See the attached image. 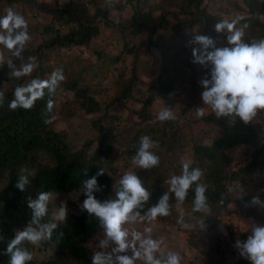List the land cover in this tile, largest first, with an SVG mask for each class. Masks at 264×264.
Segmentation results:
<instances>
[{
  "label": "rangeland",
  "instance_id": "1",
  "mask_svg": "<svg viewBox=\"0 0 264 264\" xmlns=\"http://www.w3.org/2000/svg\"><path fill=\"white\" fill-rule=\"evenodd\" d=\"M65 0H17L7 3L0 0V17L6 14L7 9L11 8L16 13L22 15L27 23L31 35L30 42L26 45L23 52V60L14 61L16 68L27 63L29 57H36L38 68L30 76L13 78L9 75L11 69L5 65L1 70H5L9 79L1 82V90L6 95L14 96V90L17 86L28 83L33 78L47 79L56 69H63L66 79L78 78L77 83L87 87V94H92L99 104V109L95 112H86L78 105L75 106V112L71 115H65V105L72 103L75 99V93L72 89L66 88L61 82L56 92L51 96L54 101L52 115L55 117L52 123L53 130L62 132L65 140L73 151L83 150L86 157H90L98 148V129L93 122L100 118L104 113L113 116L111 122L112 131L115 136L109 139L111 150L107 159L100 164L101 168L116 180L125 172L135 171L132 159L127 156L125 151L129 140L130 126H142L152 124L161 128L163 122L157 120L158 113L165 107H169L174 113L178 122L190 119L198 120V123H192V133L196 134L202 144H209L215 136L216 125L213 122H207L197 118L195 111L201 106L205 109V115L212 113L211 109L203 105L201 93L204 90L200 80L209 71L198 63H193L192 49L198 45L190 44L189 41L197 34H205L200 30L202 25L199 21L191 20L195 8L192 5L188 7L183 0H145L139 2L141 12H148L152 18L162 17L167 22V27L156 28L149 34L148 25L142 28L138 33H132L130 27H125L136 1L127 3L124 0H113L109 5L106 0H82L87 3L92 12L93 1L100 7H106L108 14L106 23L101 19L98 25V34L93 37L89 47L82 46H38L42 44L50 35L44 31L43 27L50 24L52 30L57 29L59 34L65 33L73 24L53 20L49 13L41 11L33 4H46L49 7L60 5ZM264 5V0H256ZM33 2V4H32ZM117 5V6H116ZM31 6H33L31 8ZM199 7L204 12L217 16L220 20H231L236 17H248V7L244 0H200ZM260 20L264 21V14L260 15ZM245 24L240 21V25ZM248 25V24H247ZM249 31V25L245 29V35ZM148 36L151 42H148ZM223 40L225 38L223 37ZM126 44V45H124ZM216 41V46H219ZM131 46L132 48L129 49ZM4 51L6 58L11 54ZM95 50L101 53V58L97 57ZM211 50V49H210ZM36 51L37 54L32 53ZM56 57L64 62V66L54 64ZM116 57L115 62L109 61V58ZM79 58L81 63L91 62L94 66H100L103 62H109L99 67L96 74L84 73L86 66L83 64L68 63L70 60ZM105 59L106 61H101ZM163 66V67H161ZM87 70V69H86ZM84 71V72H83ZM42 73V75H41ZM32 76V77H31ZM171 78L175 82L173 90L164 95L155 93L156 78ZM130 78V96L119 101L111 102V97L117 92V80ZM116 82V83H115ZM152 95L151 101L145 107L146 118L143 120L135 112L140 110L142 101ZM258 137L264 136V112L251 121ZM168 130V126H163ZM160 131L153 134L159 137ZM167 136L162 137V145ZM252 147L236 145L227 150L228 171H234L249 161ZM166 159L170 161L171 169L167 173V180L172 175L181 173L182 161L190 160L192 162L191 143L176 153L167 152ZM105 161V162H104ZM257 170V171H256ZM254 174L242 175L245 182L242 184L244 193L239 195L238 186L231 184L228 189V200L220 210L219 215H208V213L193 212L192 206L185 203L177 204V201L171 205V214L167 217L157 218V220L145 223H136L126 225L127 227L142 230L144 227L153 228L154 238H163L164 244L162 252L176 251L182 256L181 264H228L236 255L235 241L243 234L244 228L249 224L258 221L264 224V208L258 205H252L253 196H259L264 201V165L256 169ZM0 178V186L2 185ZM80 191L68 193H58L56 199L49 204V215L56 211L61 202H66L67 207L76 203L73 210L80 212L81 207L78 203ZM239 195V196H238ZM218 204L219 200H218ZM183 213L185 216L184 224H178L177 218ZM211 214V213H210ZM207 215V216H205ZM205 216V217H204ZM204 218L205 228L199 229L200 221ZM257 223V222H256ZM247 234V233H246ZM103 238V231L100 229L93 238L86 242L88 255L99 250L96 245ZM30 252L33 255L31 260L38 263L40 259L50 254L51 250L43 248L42 243L38 245L30 244ZM137 264H141L137 261ZM242 264H251L250 261Z\"/></svg>",
  "mask_w": 264,
  "mask_h": 264
},
{
  "label": "trees",
  "instance_id": "2",
  "mask_svg": "<svg viewBox=\"0 0 264 264\" xmlns=\"http://www.w3.org/2000/svg\"><path fill=\"white\" fill-rule=\"evenodd\" d=\"M7 3L17 0H5ZM132 3L133 0H124ZM131 13L125 27H130L132 33H138L142 28L148 25L149 34L153 33L156 28L167 27V22L160 16L152 18L150 13L141 12L139 2L145 0H135ZM250 13L248 17L241 20L249 25V31L245 35L246 41L258 40L264 38V21L260 20V15L264 14V5L256 0H244ZM26 2V0H25ZM188 7L192 5L195 12L192 14L191 20L187 22L189 25L192 21H199L202 25L200 30L206 35L212 37L219 46L225 45L223 36L214 30V25L220 21L217 16L211 15L203 11L199 7L200 0H183ZM93 9L90 11L87 3L82 0H65L55 7L46 6V4H33L41 11L51 15L52 21L66 22L73 24L63 34H59L57 29L51 28V25H45L44 31L49 32L48 38L38 46H82L89 47L91 40L95 37L99 30L97 23L103 19L106 23L108 10L106 7H100L93 1ZM31 6V8L33 7ZM117 6V5H116ZM205 35V34H203ZM221 36V38H220ZM148 42L151 40L148 36ZM126 45V44H124ZM129 49H131V46ZM32 53H36L33 51ZM97 57L101 58V53L95 50ZM68 63L83 64L86 66L84 73L96 74L99 67L107 62H103L100 66H94L89 61L81 63L79 58H74ZM116 57H110L109 61L115 62ZM101 61H106L101 59ZM54 64L64 66V62L56 57ZM163 67V66H161ZM42 75V73H41ZM32 77V76H31ZM9 79L5 70L0 71L1 82ZM78 78H72L63 82V86L72 89L76 99L72 103L65 105V115H71L75 112V106L83 108L86 112H95L99 109L98 102L92 94H87V87L77 83ZM131 79L117 80V92L111 97V102L119 101L130 96ZM116 83V82H115ZM175 82L171 78H156L155 93L164 95L173 90ZM0 91L1 88H0ZM152 95L142 101L140 110L135 111L141 119H145V107L151 101ZM14 99L12 95H4L0 101V178L2 185L0 186V264H7L8 256L5 249L7 243L14 236L18 229L25 227L30 220L31 210L27 207L29 197L35 198L41 191H53L55 193H68L72 191H80L78 195V203L82 204L86 196L83 194L82 181L94 176L101 168L103 160H106L111 150L109 139L115 136L112 131L111 122L113 116L104 113L100 118L93 122L98 129V148L90 157H86L83 150L73 151L67 144L64 134L53 130L52 123L45 124V109L48 99H51L46 92L43 99L38 100L35 106L30 110L17 108L15 111L9 109L8 104ZM264 112V111H261ZM52 115V113L50 114ZM53 116V115H52ZM207 122H213L216 125L215 136L209 144H202L198 136L192 133V123H198V120L185 119L182 121L168 120L163 121L161 128L152 124H144L142 126H130L128 128L129 140L126 144L127 156L132 159L139 147L140 137L147 135L153 141L157 142L158 147L154 148L157 155L160 156L159 167L152 169H137L136 174L141 178L144 186L152 193V197L145 205V209L151 207L163 194L167 191L169 185L167 181V173L171 169L170 161L166 158V153H176L178 150L184 149L188 141L191 143L192 150V166L199 167L203 170L204 176L201 183L207 186L206 195L211 209V215H219L220 210L224 207L228 200L227 192L230 183L242 185L245 180L242 175L252 174L256 169L264 165V136L258 137L254 126L250 123L245 124L242 120L237 119L235 124L229 123L226 119H218L214 113H209L201 118ZM163 126H168L165 130ZM157 130L160 131L159 137L153 136ZM167 136L162 145V137ZM236 145L251 146L249 161L234 171H228L227 150ZM105 162V161H104ZM21 169H27L32 173L29 176L31 181L26 190L22 192L15 187L18 177L22 174ZM99 185L103 186V190L95 193L96 197L103 201L107 198H114L116 179L106 174V172L97 177ZM194 192L189 190L186 200L183 202L192 206ZM218 200L222 203L218 204ZM174 196L170 199V204L175 202ZM76 203L69 205L68 218L65 222L59 224L53 234L52 240L42 242L43 248L51 250L50 254L40 259L38 263L32 261L29 264H91V256L86 250V242L88 239L100 231V226L94 216H89L86 211L74 212L73 208ZM163 218V217H159ZM50 218L45 217V222ZM59 233L63 236L57 239ZM25 247L30 250V243H26Z\"/></svg>",
  "mask_w": 264,
  "mask_h": 264
},
{
  "label": "clouds",
  "instance_id": "3",
  "mask_svg": "<svg viewBox=\"0 0 264 264\" xmlns=\"http://www.w3.org/2000/svg\"><path fill=\"white\" fill-rule=\"evenodd\" d=\"M106 2L111 5L113 0ZM241 20L243 17L222 19L214 25L215 32L225 38L226 46L217 47L216 40L201 34L195 35L189 41L190 44L198 45L192 49L193 63L209 69L200 80L204 89L201 93L203 105L208 106L218 119L224 118L232 124H235L237 119L248 124L259 112L264 111V38L246 41L244 37L248 25H240ZM30 40L26 19L13 9H7L6 14L0 17V48L6 49L15 60L6 58L4 51L0 50V68L7 65L11 69L9 75L13 78L30 76L39 66L34 56L29 57V62L21 64L19 69L14 63L16 60H23L22 54ZM65 79L63 69H56L47 79L33 78L28 83L17 86L14 99L8 104L9 109H32L38 100L44 98L46 92L52 96ZM4 95V92L0 91V101ZM53 108L54 101L48 99L45 124H51L55 119L50 115ZM195 109L197 118L205 116L203 107ZM156 118L163 122L174 120L176 117L169 107H165ZM157 147V142L149 136L140 137L139 147L132 157L135 168L148 170L159 167L160 156L152 151ZM21 173L15 187L24 192L31 183L29 176L32 173L27 169H21ZM104 173L100 168L94 176L82 181L86 198L80 205L81 210L86 211L89 216H94L103 231V238L96 245L99 250L93 252L91 264H137V261L141 264H181L182 256L179 252L161 251L164 240L153 237L152 227L137 230L126 225L150 223L159 217L169 216L170 199L174 196L177 204H182L189 190L194 192L192 211L211 215L206 195L207 186L201 183L203 170L193 167L190 160H183L181 173L172 175L166 181L169 185L167 191H164L147 210H144L145 205L151 199L152 193L147 190L134 170L125 172L116 181L114 198L99 200L95 193L101 192L103 186L99 185L97 177ZM238 189L239 195L244 193L242 185L238 186ZM229 191L232 189L229 188ZM57 195L58 193L53 191H41L35 198H28L27 207L31 210V217L27 225L18 229L7 243L4 253L8 256L7 264H29L33 255L25 244L38 245L52 240L59 224L67 220L69 210L66 202H61L58 209L51 214V219L45 222V217L49 215V204ZM251 204L264 208V201L259 196H253ZM177 223L188 227L183 213L178 216ZM204 228L203 218L199 229ZM249 228L250 234L246 241L238 239L234 247L239 251V255L251 264H264V225L253 223ZM62 236L63 233H59L57 239Z\"/></svg>",
  "mask_w": 264,
  "mask_h": 264
},
{
  "label": "built area",
  "instance_id": "4",
  "mask_svg": "<svg viewBox=\"0 0 264 264\" xmlns=\"http://www.w3.org/2000/svg\"><path fill=\"white\" fill-rule=\"evenodd\" d=\"M222 201L221 200H219V203H221ZM247 235H244V234H241L239 237H238V239L239 240H241V241H246V239H247ZM237 239V240H238ZM248 262L249 260H247V259H245V258H243V257H241L240 255H239V251L236 249V255L234 256V258L232 259V260H230V262L228 263V264H242L243 262Z\"/></svg>",
  "mask_w": 264,
  "mask_h": 264
},
{
  "label": "crops",
  "instance_id": "5",
  "mask_svg": "<svg viewBox=\"0 0 264 264\" xmlns=\"http://www.w3.org/2000/svg\"><path fill=\"white\" fill-rule=\"evenodd\" d=\"M256 171H257V170H256ZM254 172H255V171H254ZM254 172H253L252 174H254ZM256 222H257V224H259L258 221H256ZM256 222H254V223H256ZM252 224H253V221H252ZM250 225H251V224L248 225V228H249ZM263 225H264V224H263ZM248 228L245 227L244 229L246 230V229H248ZM246 233H247V234H246ZM243 234L248 236V235L250 234V228H249V230L244 231Z\"/></svg>",
  "mask_w": 264,
  "mask_h": 264
}]
</instances>
